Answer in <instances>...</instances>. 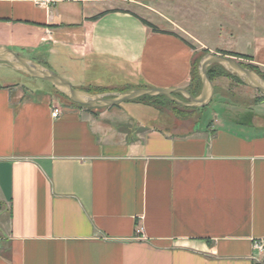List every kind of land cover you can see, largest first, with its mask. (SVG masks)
<instances>
[{
  "label": "crops",
  "instance_id": "0c3cea01",
  "mask_svg": "<svg viewBox=\"0 0 264 264\" xmlns=\"http://www.w3.org/2000/svg\"><path fill=\"white\" fill-rule=\"evenodd\" d=\"M50 1L0 0V45L78 88L189 89L176 35L112 0ZM247 35L235 52L264 71V30ZM226 103L187 126L165 104L88 109L0 75V264H264V101Z\"/></svg>",
  "mask_w": 264,
  "mask_h": 264
},
{
  "label": "rangeland",
  "instance_id": "374dc122",
  "mask_svg": "<svg viewBox=\"0 0 264 264\" xmlns=\"http://www.w3.org/2000/svg\"><path fill=\"white\" fill-rule=\"evenodd\" d=\"M111 2L119 9L137 12L162 29L183 34L196 48L194 55L196 71L205 49L214 52L221 50L247 52L250 49L248 44L251 38L247 34L255 35L264 30V0H112ZM18 51L15 52L19 53ZM19 54L27 56V53L22 51ZM238 59L245 64L253 63L249 59ZM0 75L7 77L9 81L23 83L28 88L46 87L55 93L61 103L73 104L49 81L31 77L5 63H0ZM228 80L231 82L230 85H227ZM213 82L215 95L208 106L192 111V108L177 103L179 108L189 110V114L182 117L185 125H192L197 120L200 124L207 125L215 115L218 117L226 115L227 101L235 104L236 108H241L253 103L256 97L262 95L256 89L244 83H237L229 77H215ZM223 84L225 88L222 87ZM164 106L172 108V104L166 103Z\"/></svg>",
  "mask_w": 264,
  "mask_h": 264
},
{
  "label": "water",
  "instance_id": "95a60500",
  "mask_svg": "<svg viewBox=\"0 0 264 264\" xmlns=\"http://www.w3.org/2000/svg\"><path fill=\"white\" fill-rule=\"evenodd\" d=\"M0 63H5L31 77L47 80L71 101L92 108L112 107L142 96L160 95L189 107L208 106L215 95V85L208 72L209 67L213 64L224 66L232 74L238 76L244 84L264 95V77L260 73L244 66L236 56L213 51L205 53L199 61L202 88L198 95H194L189 89L182 87H138L126 91L90 92L75 87L71 81L50 67L33 58L22 56L5 45H0ZM178 94H181L183 99Z\"/></svg>",
  "mask_w": 264,
  "mask_h": 264
},
{
  "label": "trees",
  "instance_id": "16d2710c",
  "mask_svg": "<svg viewBox=\"0 0 264 264\" xmlns=\"http://www.w3.org/2000/svg\"><path fill=\"white\" fill-rule=\"evenodd\" d=\"M105 13V12H103ZM103 13L94 16L93 18H98L99 16H101ZM136 17H138L141 22H143L145 25L151 27L154 31L156 32H163V33H170L173 35H176L177 37H179L181 40H183L187 45H189L191 48L196 49L194 44H192L189 40H187L186 38L179 36L178 34H176L175 32L172 31H167L164 30L162 28H160L159 26H157L156 24L150 22L149 20L137 15L136 13H133ZM205 53L208 52L207 49L204 50ZM220 53L223 54H227V55H233L236 56L237 58H245V59H249V60H253V56L250 54H245V53H239V52H235V51H226V50H221L219 51ZM204 53V54H205ZM203 54V55H204ZM244 66L249 67L251 69H254L255 71H257L258 73H260L263 77H264V71L257 66L256 64L250 63V64H245L244 62H241ZM47 66V65H46ZM49 67V66H48ZM209 75L212 79H214L215 77H229L234 79L235 81L239 82V83H244L238 76H236L235 74H232L230 71H228L224 66L220 65V64H213L209 67ZM201 76H200V71L199 68L197 69V71L195 70V66H194V60H193V64H192V72H191V83L189 86V90L194 94V95H198V91H201ZM76 87V86H75ZM78 88V87H77ZM85 90H88L90 92H96V93H100V92H113V91H125L127 88H123V89H118V88H108V87H87V88H82ZM57 90V89H56ZM58 91V90H57ZM60 92V91H58ZM61 93V92H60ZM62 94V93H61ZM64 95V94H63ZM65 96V95H64ZM179 97H182L181 94H178ZM67 99H69L67 96H65ZM70 100V99H69ZM71 101V100H70ZM132 101H139V102H145L148 104H157L158 106L164 105V104H172V110L173 112L178 116V117H183L185 116V114H189L187 110H183V108H179L177 102L172 101L171 99L160 95V96H142L138 99L132 100ZM264 101V95H261L259 97L255 98V102H261ZM73 102V101H72ZM73 104L81 106V107H86L88 109H94L92 107L89 106H84V105H80L77 104L75 102H73ZM187 108H192L191 110H195V109H200L201 107H188ZM257 264H261V263H257Z\"/></svg>",
  "mask_w": 264,
  "mask_h": 264
},
{
  "label": "built area",
  "instance_id": "2783aa9c",
  "mask_svg": "<svg viewBox=\"0 0 264 264\" xmlns=\"http://www.w3.org/2000/svg\"><path fill=\"white\" fill-rule=\"evenodd\" d=\"M38 4L41 6L48 5L51 1L50 0H37ZM60 113L59 108H55L53 111V116L57 117ZM142 228H139V232H141ZM254 248L259 251L260 253L264 252V241L263 240H256L254 244Z\"/></svg>",
  "mask_w": 264,
  "mask_h": 264
}]
</instances>
